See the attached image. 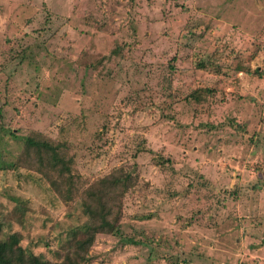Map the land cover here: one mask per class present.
Wrapping results in <instances>:
<instances>
[{"label": "rangeland", "instance_id": "1", "mask_svg": "<svg viewBox=\"0 0 264 264\" xmlns=\"http://www.w3.org/2000/svg\"><path fill=\"white\" fill-rule=\"evenodd\" d=\"M117 169L99 226L81 192ZM90 225L85 264H264V0H0V240L58 261Z\"/></svg>", "mask_w": 264, "mask_h": 264}, {"label": "trees", "instance_id": "2", "mask_svg": "<svg viewBox=\"0 0 264 264\" xmlns=\"http://www.w3.org/2000/svg\"><path fill=\"white\" fill-rule=\"evenodd\" d=\"M249 72V71H247ZM254 73V72H253ZM201 91H193L189 98L198 101L201 98ZM24 148L27 153L33 154L34 162L39 165V171L49 181L53 191L63 200L71 198V190L74 184L69 177L68 160L59 153L60 149L49 141L37 140L33 137L24 139ZM69 162H71L69 160ZM134 183V178L130 173L122 169L113 171L109 176L100 179L95 185L86 187L81 192L84 201L81 204L84 216L91 222L99 226L108 221V209L110 197L113 194H122L129 189ZM77 192V191H76ZM95 227L90 225L84 229L80 235L79 241L74 246L68 239L64 240L62 249L70 250L68 254L58 261H49L39 259L31 254L22 255L14 247L12 238L8 237L7 241L0 240V264H85L87 262V250L91 246ZM117 229L114 235H117ZM74 246V249L72 247Z\"/></svg>", "mask_w": 264, "mask_h": 264}]
</instances>
